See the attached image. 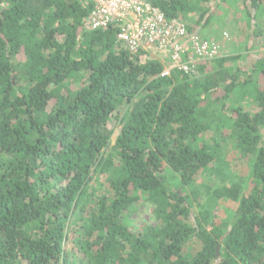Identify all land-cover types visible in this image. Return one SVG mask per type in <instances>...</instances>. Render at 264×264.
<instances>
[{
    "label": "trees",
    "instance_id": "obj_1",
    "mask_svg": "<svg viewBox=\"0 0 264 264\" xmlns=\"http://www.w3.org/2000/svg\"><path fill=\"white\" fill-rule=\"evenodd\" d=\"M150 2L199 35L206 7L227 0ZM243 3L256 39L264 0ZM93 7L0 0V264H264V56L162 77L116 29L87 26ZM235 95L249 104L228 108ZM222 142L250 160L249 193ZM202 174L221 177L207 206ZM142 196L156 224L134 233L125 213ZM220 200L236 207L217 224L207 207Z\"/></svg>",
    "mask_w": 264,
    "mask_h": 264
},
{
    "label": "built area",
    "instance_id": "obj_2",
    "mask_svg": "<svg viewBox=\"0 0 264 264\" xmlns=\"http://www.w3.org/2000/svg\"><path fill=\"white\" fill-rule=\"evenodd\" d=\"M87 19L92 31L117 30L116 41L133 56L160 62L162 77L175 71L192 74L197 67L221 57V44L191 35L181 19H170L150 0H90Z\"/></svg>",
    "mask_w": 264,
    "mask_h": 264
},
{
    "label": "rangeland",
    "instance_id": "obj_3",
    "mask_svg": "<svg viewBox=\"0 0 264 264\" xmlns=\"http://www.w3.org/2000/svg\"><path fill=\"white\" fill-rule=\"evenodd\" d=\"M244 0H227L224 4L211 3L206 8L209 10L211 19L205 29L201 30L199 37L207 40H213L221 44L222 53L221 57H237L234 60L233 65L237 68H242L244 71L250 67L251 64L255 63L260 56H264V7L256 13L257 20L255 30L260 31V37L253 39L251 38L253 28L250 26V20L245 13ZM198 14L194 15L196 18ZM191 23V21H188ZM187 23V22H186ZM188 23V24H189ZM194 77H199V71L197 69L192 73ZM244 74V73H243ZM246 74V73H245ZM242 78H245L246 75ZM254 77V76H253ZM261 81V80H260ZM263 86V81L260 82ZM241 104L247 106L249 103L239 99L237 95L231 98L227 103L228 108L235 107ZM220 107V106H219ZM218 108V106H217ZM220 109V108H219ZM123 109H121V113ZM226 134V133H225ZM216 137L218 141H222L219 135L217 136L214 132H210L205 135V140L213 142ZM116 137L114 136L113 140ZM224 149V156L226 160H229L230 169L232 172L242 179L245 184V193L250 192V160L240 157L231 142H222ZM166 174L174 180V175L168 171ZM221 177L215 176L213 179L206 174H202L198 180L196 186L200 189V200L201 204L205 203L208 198L206 196L205 186H213L218 188L221 186ZM104 192V188H100ZM192 188H188V192ZM207 206V204H206ZM200 206L194 207V214L196 215L200 211ZM236 207L231 201L220 200L217 204L211 203L207 208H210L211 221H215L217 224L226 220L230 211H233ZM154 205L151 203L146 196H142L141 199L133 205L129 212L125 213V223L130 227L134 233H138L145 225H155L156 218L154 213ZM201 249V244L195 242L191 252L196 253Z\"/></svg>",
    "mask_w": 264,
    "mask_h": 264
},
{
    "label": "water",
    "instance_id": "obj_4",
    "mask_svg": "<svg viewBox=\"0 0 264 264\" xmlns=\"http://www.w3.org/2000/svg\"><path fill=\"white\" fill-rule=\"evenodd\" d=\"M218 250H219V248H218ZM219 253V252H218Z\"/></svg>",
    "mask_w": 264,
    "mask_h": 264
}]
</instances>
